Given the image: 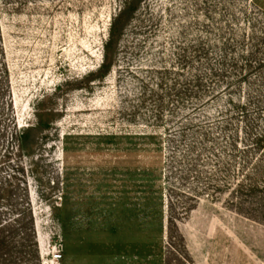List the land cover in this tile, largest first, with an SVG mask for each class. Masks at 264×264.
I'll list each match as a JSON object with an SVG mask.
<instances>
[{
    "label": "rangeland",
    "instance_id": "rangeland-1",
    "mask_svg": "<svg viewBox=\"0 0 264 264\" xmlns=\"http://www.w3.org/2000/svg\"><path fill=\"white\" fill-rule=\"evenodd\" d=\"M260 137L264 0H0V264H264Z\"/></svg>",
    "mask_w": 264,
    "mask_h": 264
},
{
    "label": "built area",
    "instance_id": "built-area-1",
    "mask_svg": "<svg viewBox=\"0 0 264 264\" xmlns=\"http://www.w3.org/2000/svg\"><path fill=\"white\" fill-rule=\"evenodd\" d=\"M58 258H60V254L58 253L57 250H53L52 254H51V259L52 260H58Z\"/></svg>",
    "mask_w": 264,
    "mask_h": 264
},
{
    "label": "trees",
    "instance_id": "trees-1",
    "mask_svg": "<svg viewBox=\"0 0 264 264\" xmlns=\"http://www.w3.org/2000/svg\"><path fill=\"white\" fill-rule=\"evenodd\" d=\"M255 141H256V142L264 141V137L257 138Z\"/></svg>",
    "mask_w": 264,
    "mask_h": 264
},
{
    "label": "bare ground",
    "instance_id": "bare-ground-1",
    "mask_svg": "<svg viewBox=\"0 0 264 264\" xmlns=\"http://www.w3.org/2000/svg\"><path fill=\"white\" fill-rule=\"evenodd\" d=\"M49 263V262H48Z\"/></svg>",
    "mask_w": 264,
    "mask_h": 264
}]
</instances>
